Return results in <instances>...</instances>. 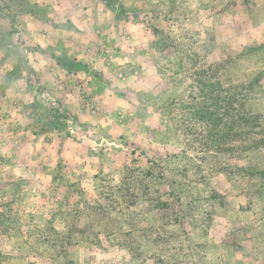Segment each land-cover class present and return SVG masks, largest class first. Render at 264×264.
Returning a JSON list of instances; mask_svg holds the SVG:
<instances>
[{
  "label": "rangeland",
  "instance_id": "1",
  "mask_svg": "<svg viewBox=\"0 0 264 264\" xmlns=\"http://www.w3.org/2000/svg\"><path fill=\"white\" fill-rule=\"evenodd\" d=\"M53 261L264 264L260 0H0V264Z\"/></svg>",
  "mask_w": 264,
  "mask_h": 264
},
{
  "label": "trees",
  "instance_id": "2",
  "mask_svg": "<svg viewBox=\"0 0 264 264\" xmlns=\"http://www.w3.org/2000/svg\"><path fill=\"white\" fill-rule=\"evenodd\" d=\"M105 213V212H104ZM108 218H112L110 215H108ZM70 231V230H69ZM85 241H88V240H85ZM49 264H61L59 262H56V261H53V262H49ZM63 264H69V262H64Z\"/></svg>",
  "mask_w": 264,
  "mask_h": 264
},
{
  "label": "clouds",
  "instance_id": "3",
  "mask_svg": "<svg viewBox=\"0 0 264 264\" xmlns=\"http://www.w3.org/2000/svg\"><path fill=\"white\" fill-rule=\"evenodd\" d=\"M261 2V7L264 8V0H260Z\"/></svg>",
  "mask_w": 264,
  "mask_h": 264
}]
</instances>
